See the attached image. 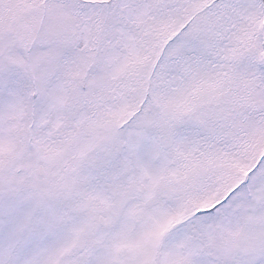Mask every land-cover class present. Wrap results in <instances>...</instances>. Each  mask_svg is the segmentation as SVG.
<instances>
[{"label": "snow or ice", "instance_id": "snow-or-ice-1", "mask_svg": "<svg viewBox=\"0 0 264 264\" xmlns=\"http://www.w3.org/2000/svg\"><path fill=\"white\" fill-rule=\"evenodd\" d=\"M0 264H264V0H0Z\"/></svg>", "mask_w": 264, "mask_h": 264}]
</instances>
